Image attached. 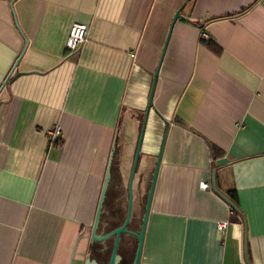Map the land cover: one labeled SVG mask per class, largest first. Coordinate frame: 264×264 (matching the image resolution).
Masks as SVG:
<instances>
[{
    "label": "crops",
    "instance_id": "1",
    "mask_svg": "<svg viewBox=\"0 0 264 264\" xmlns=\"http://www.w3.org/2000/svg\"><path fill=\"white\" fill-rule=\"evenodd\" d=\"M181 9L137 176L145 192L168 130L142 264H247L246 237L264 264V0H0V264L82 263L112 153L135 154ZM75 23L88 40L67 55Z\"/></svg>",
    "mask_w": 264,
    "mask_h": 264
},
{
    "label": "flooded vegetation",
    "instance_id": "2",
    "mask_svg": "<svg viewBox=\"0 0 264 264\" xmlns=\"http://www.w3.org/2000/svg\"><path fill=\"white\" fill-rule=\"evenodd\" d=\"M116 167L117 165L113 164L112 181L95 232L97 238H93V234L96 226L99 203L92 223L83 228L82 236L79 240V242H82L83 259L81 264H135L139 246L137 235L142 228L149 187L145 189V192L143 191V180L142 178H137L138 167L134 182L132 208L128 222L130 212L128 184L132 167L125 186H120L116 183ZM120 178H123L121 173ZM125 225L126 231L122 232L119 238L116 234H113Z\"/></svg>",
    "mask_w": 264,
    "mask_h": 264
},
{
    "label": "water",
    "instance_id": "3",
    "mask_svg": "<svg viewBox=\"0 0 264 264\" xmlns=\"http://www.w3.org/2000/svg\"><path fill=\"white\" fill-rule=\"evenodd\" d=\"M181 12L182 9L179 10L172 22L164 49H163V53L158 65V68L154 74L153 77V82H152V86H151V90H150V94H149V99H148V105L145 111V115H144V119L142 122V126H141V130H140V134H139V138H138V142H137V147H136V151H135V155H134V160H133V165H132V170H131V174H130V179H129V184H128V189H129V193H130V212H129V218H128V222L130 219V213H131V208H132V200H133V189H134V182H135V178H136V174H137V170L139 167V164L141 162V154H142V146H143V142H144V137H145V133H146V129H147V125H148V120H149V116L151 111L153 110V103H154V97H155V92H156V88H157V83H158V79H159V73L161 70V66L167 51V47L172 35V31L173 28L175 26V24L177 23V21L179 19L182 18L181 16ZM29 45V41L25 38V48L20 56V58L18 59V61L15 64V67L12 71V73L10 74L9 78L7 79V81L5 82L3 88L5 87L6 83L9 81V79L11 78L12 74L15 72V70L17 69L22 57L24 56L27 48ZM22 74H17L16 78H19ZM0 107H1V103H0ZM166 127L169 128V124L166 122ZM167 137H168V130L165 133L164 139H163V143L160 149V152L158 154V157L156 159V164L152 173V178L150 181V186H149V190H148V196H147V204L145 207V213H144V217H143V221H142V228L140 233L137 235V238L139 240V246H138V252H137V257H136V261L135 264H142V258H143V250H144V245H145V239H146V234H147V229H148V223H149V218L152 212V207H153V202H154V197H155V193H156V189H157V184H158V180H159V176H160V172H161V166H162V160H163V155H164V151H165V146H166V142H167ZM114 154H115V150L112 153L111 159H110V163L107 169V173L105 176V181H104V185H103V189H102V194H101V198H100V202H99V207H98V212H97V218H96V226H95V231L93 234V238H97L95 236V232H96V228L98 225V221H99V217L101 215L102 212V208H103V204L104 201L106 199V195L109 189V186L111 184L112 181V169H113V161H114ZM217 172L218 170H214L213 171V177H212V186H213V190L214 192L226 203L228 204L235 212H237L240 216H242V218H244L243 213L241 212V210L239 209V207L237 205H235L233 203V201H231L227 195L223 194L217 185ZM128 224V223H127ZM126 224V225H127ZM126 225L115 231L113 234H116L119 238L120 234L122 232L126 231ZM245 259H246V263L247 264H251L249 261V256H248V241H247V237L245 238Z\"/></svg>",
    "mask_w": 264,
    "mask_h": 264
},
{
    "label": "built area",
    "instance_id": "4",
    "mask_svg": "<svg viewBox=\"0 0 264 264\" xmlns=\"http://www.w3.org/2000/svg\"><path fill=\"white\" fill-rule=\"evenodd\" d=\"M89 34V28L85 24L75 23L72 25L69 36L66 42V51L68 55L73 54L80 50V48L87 42ZM204 39H209L206 33H203ZM60 129L58 127L55 128L54 134L52 135V141H55L59 138ZM205 190H210V186H203ZM228 223H219L218 231L222 232L227 228Z\"/></svg>",
    "mask_w": 264,
    "mask_h": 264
},
{
    "label": "rangeland",
    "instance_id": "5",
    "mask_svg": "<svg viewBox=\"0 0 264 264\" xmlns=\"http://www.w3.org/2000/svg\"><path fill=\"white\" fill-rule=\"evenodd\" d=\"M125 143V142H123ZM123 149H124V144H121L118 148H117V151L115 153V156H114V161H113V164H116L117 167H116V174H117V179H116V183L119 184L120 186H125L126 184V180L128 178V175H129V171H130V164L132 163L133 159H134V156L132 154H130V156L127 158H125V154L123 152ZM126 159V166L124 165L125 163V160ZM124 174V179L120 178V173ZM126 179V180H125ZM125 180V181H124Z\"/></svg>",
    "mask_w": 264,
    "mask_h": 264
},
{
    "label": "trees",
    "instance_id": "6",
    "mask_svg": "<svg viewBox=\"0 0 264 264\" xmlns=\"http://www.w3.org/2000/svg\"><path fill=\"white\" fill-rule=\"evenodd\" d=\"M208 47L209 48H211L213 51H215V52H217V53H219L220 51H219V49L215 46V45H213V44H208ZM68 55V54H67ZM66 55V56H67ZM227 197L231 200V201H233V203L235 204V205H237L238 207H239V204H238V198H237V195H236V193L234 192V191H230V192H228L227 193ZM233 213H234V215H235V217L236 218H240V216L238 215V213L237 212H235L234 210H233Z\"/></svg>",
    "mask_w": 264,
    "mask_h": 264
}]
</instances>
